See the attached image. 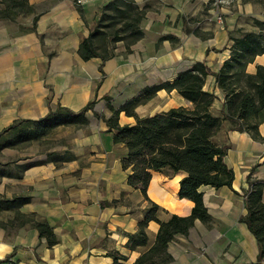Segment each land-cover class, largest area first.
Masks as SVG:
<instances>
[{"label": "crops", "instance_id": "crops-1", "mask_svg": "<svg viewBox=\"0 0 264 264\" xmlns=\"http://www.w3.org/2000/svg\"><path fill=\"white\" fill-rule=\"evenodd\" d=\"M107 1L82 0L81 17L74 0H28L29 22L0 18V131L18 119L43 117L57 105L76 112L95 99L84 125H60L27 145L0 149V259L10 257L11 264H111V251L132 264L147 250L158 224L147 223L145 245L127 247V234L136 231L146 202L127 184L128 170L121 166L125 146L113 142L114 130L94 113L109 117L143 88L173 80L196 61L216 71L230 55L232 29L211 18L209 0H135L145 8L143 34L128 50L117 42L101 72L100 59L82 60L77 48ZM257 65L264 66V54L246 71L255 72ZM203 88L215 94L211 111L218 115L224 98L213 75L206 76ZM190 105L175 89H160L135 112L148 116ZM117 122L131 125L135 119L119 111ZM258 131L264 137V122ZM214 140L229 145L225 162L233 170L231 186L199 187L209 218L195 219L185 234L174 235L164 264L257 261L256 239L242 218L247 175L264 180V138L228 130L223 121ZM183 176L152 171L146 193L160 207V219L190 214L193 202L177 195ZM261 199L264 203V185ZM35 221L49 225L55 244L39 236Z\"/></svg>", "mask_w": 264, "mask_h": 264}, {"label": "trees", "instance_id": "trees-1", "mask_svg": "<svg viewBox=\"0 0 264 264\" xmlns=\"http://www.w3.org/2000/svg\"><path fill=\"white\" fill-rule=\"evenodd\" d=\"M211 2L209 0L206 6H211ZM0 5V18L11 21L33 11L28 0H0ZM75 6L82 17L81 6L77 2ZM144 14L145 8H139L135 0L107 1L100 7L94 27L80 41L77 54L82 60L99 58L98 69L102 72V63L114 55L117 42L121 41L128 50L141 38L140 22ZM35 20L33 17L31 30L35 28ZM252 22L257 31L237 29L229 32L230 55L218 70H211L205 61H196L189 69L177 73L173 80L143 88L137 97L125 102L120 110L112 111L109 117L94 113L105 121L109 131L114 130L113 142L125 146L126 154L121 166L128 170L127 184L137 189L146 202L140 210L143 216L137 222L136 231L127 234V247L133 250L145 245L147 223L153 220L158 224L153 244L132 264H164L170 260L166 248L174 235L185 234L195 219L205 221L209 218L199 187L231 186L233 170L225 162L229 145L214 140L223 121L228 123V130L246 132L255 140L264 138L258 131V125L264 122V66L257 65L253 73L246 71L247 64L255 56L264 54V22L258 19ZM207 75L214 76L215 84L223 93L224 100L218 115L211 111L215 94L203 88ZM160 89H175L191 105L139 116L135 108L153 98ZM94 103L93 98L76 112L57 105L36 120H15L0 131V149L27 145L60 125L82 126L87 122L85 112L92 110ZM119 111L134 117L135 123L120 125L117 122ZM152 171L166 176L184 173L179 180L177 195L193 202L189 215L172 214L167 220L158 217L160 207L146 193ZM246 181V214L242 221L258 246L257 261L250 264H260L264 260V203L261 199L264 180L253 179L248 174ZM107 204L101 201V205ZM34 226L49 246L55 244L56 237L46 222L35 221ZM108 254L112 257L111 264H126L127 256L118 251ZM11 263L10 257L0 259V264Z\"/></svg>", "mask_w": 264, "mask_h": 264}, {"label": "rangeland", "instance_id": "rangeland-1", "mask_svg": "<svg viewBox=\"0 0 264 264\" xmlns=\"http://www.w3.org/2000/svg\"><path fill=\"white\" fill-rule=\"evenodd\" d=\"M76 2V0H74ZM213 8L212 17L219 23L228 24L232 31L256 30L253 19L264 22V0H211ZM2 7V5H0ZM220 16V19H218ZM19 23L29 22L32 18L31 13L17 16ZM237 34V32L235 33Z\"/></svg>", "mask_w": 264, "mask_h": 264}, {"label": "built area", "instance_id": "built-area-1", "mask_svg": "<svg viewBox=\"0 0 264 264\" xmlns=\"http://www.w3.org/2000/svg\"><path fill=\"white\" fill-rule=\"evenodd\" d=\"M76 2L79 4L82 2V0H76ZM218 19H220V16H218Z\"/></svg>", "mask_w": 264, "mask_h": 264}]
</instances>
